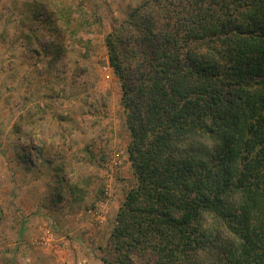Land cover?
Returning <instances> with one entry per match:
<instances>
[{
	"label": "trees",
	"instance_id": "16d2710c",
	"mask_svg": "<svg viewBox=\"0 0 264 264\" xmlns=\"http://www.w3.org/2000/svg\"><path fill=\"white\" fill-rule=\"evenodd\" d=\"M105 44L137 183L104 263L264 264V0H142Z\"/></svg>",
	"mask_w": 264,
	"mask_h": 264
},
{
	"label": "rangeland",
	"instance_id": "374dc122",
	"mask_svg": "<svg viewBox=\"0 0 264 264\" xmlns=\"http://www.w3.org/2000/svg\"><path fill=\"white\" fill-rule=\"evenodd\" d=\"M141 1L0 0V264H105L137 183L105 38Z\"/></svg>",
	"mask_w": 264,
	"mask_h": 264
},
{
	"label": "built area",
	"instance_id": "2783aa9c",
	"mask_svg": "<svg viewBox=\"0 0 264 264\" xmlns=\"http://www.w3.org/2000/svg\"><path fill=\"white\" fill-rule=\"evenodd\" d=\"M40 240H41V241H42V240H43V241H45V240H46V238H45V237H41V238H40Z\"/></svg>",
	"mask_w": 264,
	"mask_h": 264
}]
</instances>
